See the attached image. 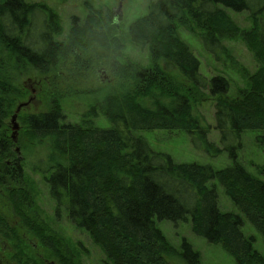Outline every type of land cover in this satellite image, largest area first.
<instances>
[{"label":"trees","instance_id":"1","mask_svg":"<svg viewBox=\"0 0 264 264\" xmlns=\"http://www.w3.org/2000/svg\"><path fill=\"white\" fill-rule=\"evenodd\" d=\"M228 11L245 13L249 30L239 31ZM97 19L91 12L81 23L72 18L64 42L58 40L55 14L45 6L0 0V186L23 180L5 132V121L22 96L20 80L54 73L73 54V44H102L105 38L93 31ZM178 28L197 32L205 52L224 66L230 54L222 39L241 37L257 63L246 77L248 90L230 99L228 79L203 77L198 59L178 38ZM128 34L136 48L146 49L150 66L125 67L131 83L119 95L94 93L96 100L80 123H66L63 106L56 103L23 119L29 140L47 153L45 181L56 214L64 213L74 228L87 233L106 264H169L172 257L198 264L191 246L183 240L179 251L172 248L155 221H189L194 235L220 245L236 264H264L254 239L242 232L245 219L264 241V182L236 162L243 132L264 130V0H157L129 24ZM206 98L213 100L219 145L208 140L204 118L197 112ZM97 113L108 128L89 120ZM152 130L184 131L193 146L214 157L226 152L234 163L215 170L175 162L135 134ZM8 160L10 171L4 165ZM214 182L240 215L219 210ZM10 197L22 210L19 200L26 201V193L11 192ZM3 227L7 225L0 219ZM32 229L41 242L57 240Z\"/></svg>","mask_w":264,"mask_h":264},{"label":"rangeland","instance_id":"2","mask_svg":"<svg viewBox=\"0 0 264 264\" xmlns=\"http://www.w3.org/2000/svg\"><path fill=\"white\" fill-rule=\"evenodd\" d=\"M155 1L157 0H29L30 3L45 6L55 14L61 31L58 40L67 41L72 18L81 23L91 12L98 17L93 31L105 38V42L99 44L84 40L82 44H73V54L66 55L54 73H34L20 80L22 96L16 100L5 121V132L12 143L11 156L18 160L17 163L22 168L23 180L8 187L0 186V219L7 225L0 228V264H106L102 250L89 235L74 228L64 213L56 214L55 204L48 195L45 181L48 176L45 171L49 167L45 162L47 153L42 152L43 146L29 140L23 119L29 114L44 113L56 103L63 106L66 123H80L89 103L96 100L94 93L102 91L119 95L120 89L131 83L126 72L132 66H150L146 49H138L131 43L128 26L144 16L149 3ZM227 14L239 31L249 30L250 22L245 13L228 11ZM177 36L198 59L199 71L203 77L209 79L222 76L229 80L230 99L239 96L240 91L248 90L246 77L255 71L257 63L241 37L222 39V44L230 54V62L224 66L216 63L205 52L197 32L191 34L178 28ZM113 40L119 48L112 46ZM79 64L81 72H78ZM125 67L129 69L123 70ZM20 104L26 105L17 115V130L14 134L10 120ZM197 112L204 118L208 140L219 145L221 137L215 130L213 100H203ZM96 115L95 119H89L94 126L108 128L106 120L98 113ZM135 134L142 137L153 151L168 154L175 162L208 165L215 170L234 163L226 152L214 157L193 146L187 134L181 130L139 131ZM12 137L15 138V143ZM227 144L232 145V142ZM236 153V162L264 182V130L244 131L241 148ZM11 163L8 160L4 164L9 171ZM214 184L219 210L240 215L222 187L215 182ZM17 191L26 193L27 200H19L22 210L14 205L10 197L11 192ZM155 223L167 243L175 250L179 251L182 241H186L197 254L198 264H236L220 245L208 243L202 237L194 235L189 221ZM32 227L39 228L44 237H54L57 240L41 242ZM242 232L246 237L254 239V248L264 259V241L245 219ZM167 261L169 264H187L178 257L168 258Z\"/></svg>","mask_w":264,"mask_h":264},{"label":"water","instance_id":"3","mask_svg":"<svg viewBox=\"0 0 264 264\" xmlns=\"http://www.w3.org/2000/svg\"><path fill=\"white\" fill-rule=\"evenodd\" d=\"M25 105L26 104H20V105H18L17 108H16V110H15V112H14V114L11 117L10 122H11V125H12V130L14 131L13 132L14 134H15V131L17 130V126L15 124V120H16L17 115H18L19 111L21 110V108H23ZM12 141L15 143V138L14 137H12Z\"/></svg>","mask_w":264,"mask_h":264}]
</instances>
